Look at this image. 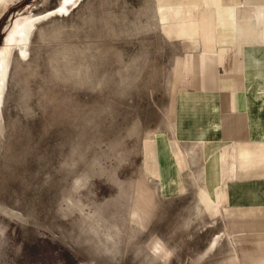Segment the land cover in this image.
Listing matches in <instances>:
<instances>
[{
  "label": "rangeland",
  "instance_id": "obj_1",
  "mask_svg": "<svg viewBox=\"0 0 264 264\" xmlns=\"http://www.w3.org/2000/svg\"><path fill=\"white\" fill-rule=\"evenodd\" d=\"M166 1L80 0L63 17L40 18L28 56L12 51L0 116V264H223L232 249L240 256L243 247L223 242L222 229L188 222L194 167L167 163L170 134L184 166L173 98L189 77L186 52L200 43L162 24L200 15L182 18ZM251 1L264 13V0ZM59 2H9L0 48L19 16ZM214 233L221 241L212 247Z\"/></svg>",
  "mask_w": 264,
  "mask_h": 264
},
{
  "label": "crops",
  "instance_id": "obj_2",
  "mask_svg": "<svg viewBox=\"0 0 264 264\" xmlns=\"http://www.w3.org/2000/svg\"><path fill=\"white\" fill-rule=\"evenodd\" d=\"M201 1H181L176 5L188 8L174 12L182 18L197 13L200 17L161 23L179 31L180 38L200 43L186 52L183 67L189 77L173 98V137L183 152L184 166L173 155L169 131L166 149L171 161L165 162L179 172L194 167L195 173L189 175L196 186V205L190 208L188 222L194 225L196 219L201 228L222 229L223 242L243 247L240 256L232 249L223 264H242L248 254L249 264H264V13L260 11L257 20V3L229 0L232 6H224L222 0L223 6L214 8L217 28L210 26L208 38L202 16L206 8H195ZM229 10L232 19L225 14ZM177 178L174 174L170 181ZM200 188L211 199V207L200 199ZM213 236L212 247L221 241ZM252 243L259 245L257 253L245 248Z\"/></svg>",
  "mask_w": 264,
  "mask_h": 264
},
{
  "label": "bare ground",
  "instance_id": "obj_3",
  "mask_svg": "<svg viewBox=\"0 0 264 264\" xmlns=\"http://www.w3.org/2000/svg\"><path fill=\"white\" fill-rule=\"evenodd\" d=\"M78 1L80 0H60L58 6H56L53 9L47 10L43 14L41 13L36 16L35 15L33 16L21 15L16 19L14 26L8 30V34L5 36L2 46L0 48V116H1V101H2L3 91H4L3 90L4 83L7 82V81L5 82V80L7 78L6 75H7V70H8L9 62H10V55L12 51H15L18 57L28 56L26 54L28 52V49H27L28 44L30 43V36H32L31 33L33 31V28L36 29V24L40 20V18H45V17L48 18V16H53V15H55L56 17L58 15H61L63 17L64 15L63 13H68L70 11V6L76 4ZM181 1L183 2V0H167V2L172 3L171 5L169 4L168 7H171L172 9H176V10L183 9L185 7L176 5L177 3L180 4ZM9 2H12V0H0V16L2 15L4 11L5 6ZM201 2H202V4H200L201 8H206V10L204 9V11H202V16H203V24L206 27H208L206 28L207 29L206 32L209 35L208 36L209 38L210 33H211L210 26L213 25L215 28H217L216 14H215L214 8L222 7V4L224 2L222 0H209V2L212 5H209L208 2H206V0H202ZM219 4H221V6ZM255 14H256L255 16L257 20H259V16H260L259 8L255 10ZM232 17L233 16L230 15V19H232ZM250 24L252 25L254 24V22L252 21Z\"/></svg>",
  "mask_w": 264,
  "mask_h": 264
}]
</instances>
